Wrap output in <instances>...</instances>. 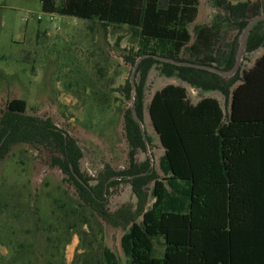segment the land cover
I'll use <instances>...</instances> for the list:
<instances>
[{
	"label": "trees",
	"instance_id": "1",
	"mask_svg": "<svg viewBox=\"0 0 264 264\" xmlns=\"http://www.w3.org/2000/svg\"><path fill=\"white\" fill-rule=\"evenodd\" d=\"M214 3L224 14L212 25L197 26L194 44L188 26L198 17L199 0H42V10L97 21L102 27L128 26L139 37L137 50L132 48L133 55L127 56L132 63L141 55L156 54L228 70L235 64L246 18L260 14L256 9L260 5L253 0ZM225 24L226 30L239 28L229 42L222 29ZM261 47L264 21L253 28L246 54ZM153 67L194 87L218 90L231 100L226 116L218 99L205 97L195 104L183 86L170 84L154 94L149 115L165 151L159 162L161 178L144 174L150 172L149 160L135 157L147 144L131 110L125 115L132 146L130 167L119 172L106 167L95 185L80 169L83 151L78 141L50 118L27 114L25 99H12L3 111L0 158L15 142L50 147L59 153L52 156V165L69 176L84 202L100 204V209L105 204L99 200L107 199L105 189L110 195L112 187L126 180L141 210L147 186L154 180L151 207L143 211L140 222L129 212L125 223L131 225L121 246L129 264H264V54L230 79L145 58L138 69L136 109L141 119L142 85ZM113 176L119 178L108 183ZM155 238L164 239L161 257L154 255ZM103 253V264H120L110 247L105 246Z\"/></svg>",
	"mask_w": 264,
	"mask_h": 264
},
{
	"label": "rangeland",
	"instance_id": "2",
	"mask_svg": "<svg viewBox=\"0 0 264 264\" xmlns=\"http://www.w3.org/2000/svg\"><path fill=\"white\" fill-rule=\"evenodd\" d=\"M253 1L264 13V0ZM222 14L214 0H199L198 17L188 26L191 44L196 42L197 26L212 25ZM227 26L222 29L229 42L239 28L226 30ZM138 41L128 26L102 27L97 21L44 12L42 0H0V123L9 101L25 99L27 114L50 118L78 141L83 151L80 169L91 184L106 167L127 170L132 146L126 137L125 115L132 107L131 76L140 57L132 63L127 56L133 55L132 48L137 50ZM263 54L264 47L245 54L240 68H251ZM170 84L185 87L195 104L205 97L216 98L225 115L230 113L231 100L222 92L194 87L153 67L141 97L149 142L135 157L142 162L148 159L150 172L145 174L159 178L165 151L149 104L158 90ZM53 155L59 153L41 143L15 142L0 158V264H103L105 246L116 253L120 264H129L121 246L131 225L125 223L131 212L140 222L143 211L151 207L154 180L147 186L141 210L126 180L112 187L110 195L105 189L107 199L99 200L105 204L100 209V204L91 206L79 197L69 176L52 165ZM118 178L113 176L108 183ZM164 252V239L155 238L154 255L161 257Z\"/></svg>",
	"mask_w": 264,
	"mask_h": 264
},
{
	"label": "water",
	"instance_id": "3",
	"mask_svg": "<svg viewBox=\"0 0 264 264\" xmlns=\"http://www.w3.org/2000/svg\"><path fill=\"white\" fill-rule=\"evenodd\" d=\"M246 20L248 21V23L238 37V48H237V53H236L235 64L231 69L227 70V69L219 68V67L214 66V65H207V64L196 63V62H192V61L178 60V59H174V58H170V57H166V56H161V55H156V54H144V55L139 57V59L137 60V62L135 64L133 74L131 76V83H132V88H133L132 89V97H131V101H132L131 113H132L133 119L141 127L143 138H144L146 144H148V140H147V134H146L145 129H144V123H143V120L139 116L137 109H136V93H137V90H136V85L134 82V75H135V73L139 67L141 60H143L147 57H153L157 60L169 62V63L179 65V66H188V67H194V68H198V69L207 70V71L219 74L223 78L230 79L239 71V69L241 67V63H242L244 56L246 54V51H247L250 34H251L253 28L259 22L264 21V13L257 14V15L252 16V17H247ZM130 178H133V176H131Z\"/></svg>",
	"mask_w": 264,
	"mask_h": 264
},
{
	"label": "flooded vegetation",
	"instance_id": "4",
	"mask_svg": "<svg viewBox=\"0 0 264 264\" xmlns=\"http://www.w3.org/2000/svg\"><path fill=\"white\" fill-rule=\"evenodd\" d=\"M261 14V13H260ZM252 17V16H251Z\"/></svg>",
	"mask_w": 264,
	"mask_h": 264
}]
</instances>
